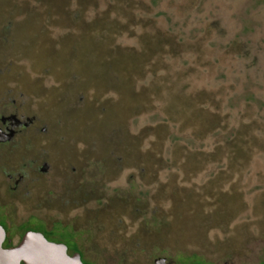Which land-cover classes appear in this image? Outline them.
Returning a JSON list of instances; mask_svg holds the SVG:
<instances>
[{"label":"rangeland","instance_id":"rangeland-1","mask_svg":"<svg viewBox=\"0 0 264 264\" xmlns=\"http://www.w3.org/2000/svg\"><path fill=\"white\" fill-rule=\"evenodd\" d=\"M0 204L93 264H260L264 0H0Z\"/></svg>","mask_w":264,"mask_h":264},{"label":"water","instance_id":"water-1","mask_svg":"<svg viewBox=\"0 0 264 264\" xmlns=\"http://www.w3.org/2000/svg\"><path fill=\"white\" fill-rule=\"evenodd\" d=\"M4 239L0 226V264H85L80 255L69 254L65 245L49 241L41 233L30 232L11 248L3 247Z\"/></svg>","mask_w":264,"mask_h":264},{"label":"flooded vegetation","instance_id":"flooded-vegetation-1","mask_svg":"<svg viewBox=\"0 0 264 264\" xmlns=\"http://www.w3.org/2000/svg\"><path fill=\"white\" fill-rule=\"evenodd\" d=\"M0 226L5 231V240L3 242V247L4 248L14 247L15 245H17L22 240V238L26 234H28L30 232H37V233L43 234L49 241L65 245L67 247V249L72 254L80 255V257H81L83 262L84 261L89 262L88 260H86L84 258V254L82 253L81 247L79 245V242L77 241V237H76L75 234H74V242L78 245V249L77 250H73L72 248H70L66 242H62V241L57 240L58 237L60 238V235L56 233V228L59 229V226H57V227L54 226L52 228H49L46 225V223L35 219V220L25 221V222H22V223H20V224H18L16 226H14L15 227L14 230L12 232H10L11 228H10V226L7 223V216H6V213L4 212L3 206L1 204H0ZM39 226H43L46 232L54 231V233L51 232L52 234H49L51 237H48V236H46L44 234V232H42L39 229H37V228H39ZM24 227H26V228H24ZM63 230H66V229H63ZM9 244H11L10 247L8 246ZM183 264H186V263H183Z\"/></svg>","mask_w":264,"mask_h":264},{"label":"trees","instance_id":"trees-1","mask_svg":"<svg viewBox=\"0 0 264 264\" xmlns=\"http://www.w3.org/2000/svg\"><path fill=\"white\" fill-rule=\"evenodd\" d=\"M26 228V227H24ZM40 231L44 232V234L48 237H51L49 234L54 233V231L46 232L43 226H39ZM52 232V233H51ZM56 233L60 235V238L58 237L57 240L66 242L70 248L73 250L78 249V245L74 242V233L68 230H63L61 228L57 229L56 228ZM6 245V244H5ZM7 246V245H6ZM9 247L11 244L8 245ZM71 250V249H70ZM85 264H93L87 261H84ZM182 263L186 264H206V262L202 261L198 256L196 255H191V256H186L185 260L182 261ZM264 260L260 263L263 264Z\"/></svg>","mask_w":264,"mask_h":264}]
</instances>
